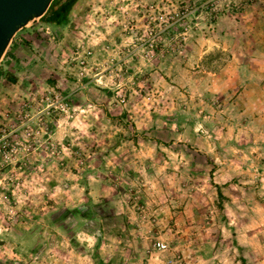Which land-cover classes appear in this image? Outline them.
Instances as JSON below:
<instances>
[{
	"label": "rangeland",
	"instance_id": "obj_1",
	"mask_svg": "<svg viewBox=\"0 0 264 264\" xmlns=\"http://www.w3.org/2000/svg\"><path fill=\"white\" fill-rule=\"evenodd\" d=\"M241 2L81 0L20 29L0 264H264V0Z\"/></svg>",
	"mask_w": 264,
	"mask_h": 264
},
{
	"label": "water",
	"instance_id": "obj_2",
	"mask_svg": "<svg viewBox=\"0 0 264 264\" xmlns=\"http://www.w3.org/2000/svg\"><path fill=\"white\" fill-rule=\"evenodd\" d=\"M54 0H0V61L12 39L31 20L41 18Z\"/></svg>",
	"mask_w": 264,
	"mask_h": 264
},
{
	"label": "trees",
	"instance_id": "obj_3",
	"mask_svg": "<svg viewBox=\"0 0 264 264\" xmlns=\"http://www.w3.org/2000/svg\"><path fill=\"white\" fill-rule=\"evenodd\" d=\"M80 1L81 0H54L46 14L41 17V19H43L44 23L54 27H66L70 23L75 6ZM0 75H2L1 68ZM11 81L16 82V79L12 77ZM217 190L221 196V187H217Z\"/></svg>",
	"mask_w": 264,
	"mask_h": 264
},
{
	"label": "built area",
	"instance_id": "obj_4",
	"mask_svg": "<svg viewBox=\"0 0 264 264\" xmlns=\"http://www.w3.org/2000/svg\"><path fill=\"white\" fill-rule=\"evenodd\" d=\"M260 1H263V0H242V2L240 4H242V3L248 4V3L260 2ZM48 99H50V98L48 97ZM159 247L163 248L164 245L163 244H159Z\"/></svg>",
	"mask_w": 264,
	"mask_h": 264
}]
</instances>
